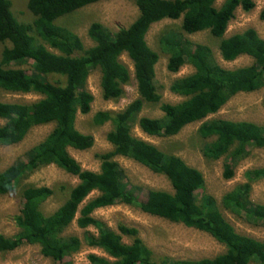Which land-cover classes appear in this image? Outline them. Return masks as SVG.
<instances>
[{"label":"trees","instance_id":"1","mask_svg":"<svg viewBox=\"0 0 264 264\" xmlns=\"http://www.w3.org/2000/svg\"><path fill=\"white\" fill-rule=\"evenodd\" d=\"M99 1L102 0H28L27 9L33 19L22 23L12 14L11 2L0 0V89L40 96L33 103L0 101V146L20 143L34 127L54 125L43 141L26 152L24 159L0 171V197L18 190L22 200L15 218L18 233L12 237L0 234V253L24 244L37 245L40 254L53 264H70L64 258L77 252L81 241L62 234L75 221L80 229L97 230L96 235H86L85 241L104 256L89 255L90 264H264V242L234 230L215 198L204 193L200 171L131 134L136 121L143 133L156 137L174 136L185 126L201 122L197 135L211 140L202 147V155L211 161L224 157V179L232 178L235 167L249 155V149L264 147V126L248 121H203L236 94L264 86V40L253 29L225 37L235 11L250 12L253 0H223L219 7L217 0H128L137 8L136 19L114 32L97 22L91 23L87 35L93 46L85 48L76 34L57 21ZM164 19H181L180 31L185 34L208 31L226 62L243 55L253 62L235 69L222 68L208 45L191 43L181 32H166L159 40L160 51L167 56L166 70L176 74L190 65L193 73L175 79L169 86L171 93L183 98L181 102L161 103L154 83L159 56L148 46L146 35L153 24ZM259 19L264 21V8ZM6 43L9 45L5 46ZM123 54L132 63L138 98L121 111H98L93 115L95 126L110 123L106 140L111 151L98 155V172L82 170L68 149L83 151L93 145L91 136L75 128L77 114L87 115L91 110L93 96L85 88L88 76L98 69L104 100L122 98L123 87L130 82V73L119 60ZM28 64L30 73L19 67ZM145 105L158 106L162 118L137 119ZM116 156L164 175L173 192L149 190L146 199L140 200L126 188V176L114 160ZM48 165L78 180L74 187H62L64 201L50 214L42 211V205L53 195V189L22 183L34 171ZM243 179L221 197V207L249 224L264 226V205L250 201L252 185L264 180V167L245 170ZM92 193L97 195L85 202ZM115 204L132 206L148 215L204 232L225 250L198 260L155 259L136 228L119 224L113 231L93 217L95 210ZM123 237L130 242L124 243Z\"/></svg>","mask_w":264,"mask_h":264},{"label":"rangeland","instance_id":"2","mask_svg":"<svg viewBox=\"0 0 264 264\" xmlns=\"http://www.w3.org/2000/svg\"><path fill=\"white\" fill-rule=\"evenodd\" d=\"M11 11L14 17L22 23H30L33 15L27 9L28 0H9ZM223 0H217L219 7ZM254 8L250 12L237 9L234 17L228 23L225 37L241 33L246 29H253L260 38L264 40V21L259 19V12L264 8V0H253ZM138 16L135 5L128 0H102L94 4L87 5L69 15L60 18L57 23L70 29L82 41L85 48L93 46V42L87 35L91 23L97 22L111 32L120 28H126ZM181 19H164L151 26L147 35L148 46L158 53V62L155 65L154 83L161 97V103L176 104L183 98L173 94L169 90L171 83L177 79L193 73L190 65L183 66L178 73L173 74L166 70L167 56L160 51L159 40L161 35L169 31H180ZM182 36L191 43L208 45L213 52L215 61L225 69H235L252 64V59L248 56H240L234 61L226 62L222 60L217 42L208 31L194 34L182 33ZM9 44L6 43L5 46ZM3 44H0V52ZM129 73L130 82L124 86V95L118 100H104L100 89V73L98 69L90 72L86 82V90L93 96L90 105L91 110L87 115L77 114L75 128L78 132L89 135L93 138L91 148L83 151L68 149L69 155L74 158L82 170L98 172L100 168L99 154L111 151V146L106 140V135L111 129L110 123L102 126H95L92 118L98 111L118 112L123 110L128 104L138 98L136 82L133 77V67L130 59L123 54L119 58ZM30 73V65L19 66ZM40 99L37 94H17L9 93L0 89V101L8 103H33ZM264 86L250 93H238L226 102L220 110L208 116L206 120H226L232 122L248 121L260 126H264ZM163 114L158 106H144L139 112L137 119L148 117L152 119L162 118ZM201 122L192 123L185 126L177 135L170 137L148 136L143 133L137 121L131 126V134L155 145L163 153H168L181 158L187 165L201 172L204 178V193L213 196L226 220L241 235L249 236L258 241L264 242V226L252 225L245 222L241 217L224 210L221 207V197L231 191L236 185L242 183L243 173L247 169L264 167V147L249 149V155L239 162L234 169L231 179H224L222 176L224 157L216 161L207 160L202 155V147L206 142L197 135V130ZM2 122L0 121V125ZM53 124L42 125L32 128L25 138L18 144L11 146H0V171L5 170L13 163L25 158V154L33 146L39 144L50 133ZM114 160L125 174V185L128 190L140 199L145 200L149 190H160L172 193L170 182L164 175L152 173L142 165L120 156ZM24 184L34 187H48L54 193L42 205V211L46 214L54 212L64 201L62 187H74L78 180L54 165L41 167L34 171L22 181ZM201 193V191L199 192ZM97 193L90 194L85 202L93 199ZM250 201L255 204L264 205V180L252 185ZM21 197L18 190L12 191L0 197V234L12 237L18 233L15 218L19 215L21 207ZM93 217L102 222L106 228L116 231L117 225L124 224L138 230L139 237L143 243L152 251L154 258L168 257L175 260H198L211 258L222 253L225 248L208 234L185 227L181 223L151 216L141 212L139 209L124 205L115 204L110 207L100 208L93 212ZM88 234L96 235L97 230L93 227L80 229L73 221L63 232V237L76 236L81 241L80 249L64 258L65 263L70 264H90L88 256L91 254L104 256L98 248H93L85 241ZM126 244L130 242L123 237ZM0 264H53L48 258L40 254L37 245L24 244L17 249L0 253Z\"/></svg>","mask_w":264,"mask_h":264}]
</instances>
